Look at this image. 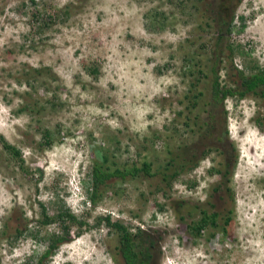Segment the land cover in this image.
Returning a JSON list of instances; mask_svg holds the SVG:
<instances>
[{
    "label": "rangeland",
    "instance_id": "374dc122",
    "mask_svg": "<svg viewBox=\"0 0 264 264\" xmlns=\"http://www.w3.org/2000/svg\"><path fill=\"white\" fill-rule=\"evenodd\" d=\"M235 4L0 0V264H39L62 235L42 222L62 211L86 226L42 264H123L103 217L154 237L151 264H264V98L213 101L214 65L235 91L239 70H264V0ZM37 12L58 17L40 29ZM104 155L113 168L150 160L155 176L112 179L94 205ZM171 158L187 168L167 184Z\"/></svg>",
    "mask_w": 264,
    "mask_h": 264
},
{
    "label": "trees",
    "instance_id": "16d2710c",
    "mask_svg": "<svg viewBox=\"0 0 264 264\" xmlns=\"http://www.w3.org/2000/svg\"><path fill=\"white\" fill-rule=\"evenodd\" d=\"M234 6L237 3V0H232ZM234 9V8H233ZM228 10V7H227ZM226 12V11H225ZM36 21H40L43 19L42 25L40 29L48 28L50 25L56 22V17L58 15H41V13L33 14ZM42 17V18H41ZM228 17V15H227ZM230 18L224 20L223 25H229V21L231 22V18L233 17V12L229 16ZM41 25V26H42ZM223 36V35H222ZM212 72L215 74V80L213 83L214 91H213V101L214 104L222 103L227 97L237 96L238 98H246L249 95L260 96L264 98V70L254 74L245 76L244 71H238L237 76L241 81L240 87L238 90L233 89H224L221 88L218 78V72H216V65L213 66ZM23 110V109H21ZM181 115V113H179ZM212 117V115H211ZM260 126H264L261 122H259ZM185 126L190 127V124L185 122ZM47 134L44 135L43 139L45 140L42 145L46 144L47 146L51 145L52 139L47 138ZM1 141H4L3 137L0 136ZM48 139V140H47ZM221 141V140H219ZM5 149L10 150L16 156L20 155V152L16 150L15 147L9 145L6 142H3ZM208 150H203L201 152L202 156L208 155ZM193 157L191 158V162H193ZM171 160V161H170ZM168 165L160 170L157 175L161 176L162 180L170 184L176 178H178L187 168L186 164L183 165L178 163L176 159H170ZM173 164V165H172ZM197 164H193V166L189 167V171L192 170ZM170 167V168H169ZM172 167V169H171ZM171 172V173H170ZM220 172L221 171H217ZM145 174L148 177L155 176V173L152 171V161L145 160L141 166H131V168H120V167H111L108 165V155L103 156L102 162H95L93 170L90 174V183L87 185L91 186V194L90 200L95 205L98 200L102 197L101 189L105 188L108 185V182L112 179H117L119 181H126L129 177L136 178L141 174ZM229 173V172H227ZM226 173V174H227ZM161 174V175H160ZM225 175V174H224ZM223 175V176H224ZM230 180V179H229ZM89 189V188H88ZM229 191L231 189H228ZM45 211V209H43ZM45 213V212H44ZM46 214V213H45ZM205 214V212H204ZM213 220H210L208 217L204 216L200 221V224L196 226H191V231L196 235L200 236L203 229L208 226L211 222L214 226L216 225V214ZM232 221V217L226 218L225 224L228 226ZM58 223L62 227V235H54L49 239V245L46 252L42 255L39 264H42V261L53 255L56 250L60 247V245L70 242V231L72 224H77L80 227L86 226V222H81L77 219L76 216L72 215L68 211H62L55 215L54 217H50L48 215L45 216V220L42 222L43 225H53ZM106 225L110 229L115 230L119 235V251L124 260L123 264H151V259L153 258V249L156 244V240L154 237L150 235L147 236L145 232L138 230L136 234L130 232V230L118 222H112L111 217H103L100 218L97 225L100 226ZM226 233V228L224 229ZM228 232V231H227ZM115 257V256H114ZM116 258V257H115ZM115 262L117 264H121L119 260L116 258Z\"/></svg>",
    "mask_w": 264,
    "mask_h": 264
},
{
    "label": "clouds",
    "instance_id": "9594fccd",
    "mask_svg": "<svg viewBox=\"0 0 264 264\" xmlns=\"http://www.w3.org/2000/svg\"><path fill=\"white\" fill-rule=\"evenodd\" d=\"M91 201V200H90Z\"/></svg>",
    "mask_w": 264,
    "mask_h": 264
},
{
    "label": "flooded vegetation",
    "instance_id": "af4514ba",
    "mask_svg": "<svg viewBox=\"0 0 264 264\" xmlns=\"http://www.w3.org/2000/svg\"><path fill=\"white\" fill-rule=\"evenodd\" d=\"M226 134V133H225Z\"/></svg>",
    "mask_w": 264,
    "mask_h": 264
}]
</instances>
